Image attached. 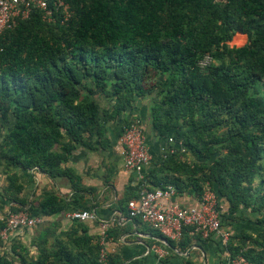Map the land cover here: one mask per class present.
<instances>
[{"label": "trees", "instance_id": "16d2710c", "mask_svg": "<svg viewBox=\"0 0 264 264\" xmlns=\"http://www.w3.org/2000/svg\"><path fill=\"white\" fill-rule=\"evenodd\" d=\"M62 1L71 12L67 22L59 14L46 23L35 12L0 34V126L7 129L0 162L65 178L75 192L69 200L48 194L37 206H28L18 197L23 186L11 174L4 191L20 203L11 211L45 218L91 211L80 177L65 164L74 147L90 139L105 149L108 123L122 122L119 138L138 119L132 113L140 98L149 101L157 141L172 138L181 148L165 158L151 152L150 169L118 201L119 212L127 215V202L143 188L171 185L178 195L196 200L206 187L214 191L221 227L241 207L262 213L264 0ZM236 33L234 44H242L243 35L247 43L229 47ZM206 56L212 60L201 68ZM185 155L192 160H182ZM72 222L64 240H56L52 251L41 250L34 260L27 259V248L15 237L8 246L21 264H101L99 236L90 235L85 222ZM256 222L264 225V213ZM47 234H40V245ZM117 234L111 228L107 239ZM151 234L162 238L153 230ZM195 239L203 240L185 228L178 242L168 240L169 248L154 242L185 253ZM222 250L250 264H264V232L231 236ZM107 260L113 261L111 256ZM0 264L12 262L0 256ZM184 264L195 263L186 258Z\"/></svg>", "mask_w": 264, "mask_h": 264}, {"label": "crops", "instance_id": "0c3cea01", "mask_svg": "<svg viewBox=\"0 0 264 264\" xmlns=\"http://www.w3.org/2000/svg\"><path fill=\"white\" fill-rule=\"evenodd\" d=\"M243 36V43L246 44L247 37ZM147 101V99L136 98L132 114L133 117L137 116L136 118L141 121L145 130L146 124H149L150 132L148 131L146 136L150 152L160 154L169 144L167 140L157 141L154 137ZM111 123L112 125L121 123L122 126L120 121ZM110 132L108 137L110 142L105 149L100 147L98 141L75 146L65 164V167L72 169L80 177L78 184L86 189L81 194L84 195V200L87 201L91 211L96 214L98 221H109L114 218L119 213L118 201L123 199L125 192L131 185L137 184L135 175L124 168L123 152L118 144L120 130L117 133ZM11 174H16L18 183L23 186L18 197L25 200L28 206H37L41 198L48 194L69 200L75 192L65 178L51 179L36 168L7 167L0 162V214L11 211L12 207L20 206L19 202L17 204L12 201L9 198L10 195L4 191L8 185L7 176ZM174 201L182 206H191L197 200L188 194H182L177 195ZM98 221L85 222L90 235L97 236L99 234ZM111 228H116L119 235L107 239L105 250L107 257L111 256L113 261L106 260L105 264H117L118 262L119 264H184L186 258L195 264H219L220 260H225V251L222 250L225 245L220 234L225 233L229 234L230 237L232 236L230 232L221 227L219 234L212 235L205 241L204 239L202 241L195 239L185 253L175 249L167 257L158 259L151 249L156 240L152 236L150 228L145 224L140 221L128 220L122 226H112ZM24 232L27 231L19 232L14 237L17 239Z\"/></svg>", "mask_w": 264, "mask_h": 264}, {"label": "built area", "instance_id": "2783aa9c", "mask_svg": "<svg viewBox=\"0 0 264 264\" xmlns=\"http://www.w3.org/2000/svg\"><path fill=\"white\" fill-rule=\"evenodd\" d=\"M35 12L40 13L41 19L46 23L55 22L59 14L62 23L67 22L71 17L69 6L62 0H0V34L15 28L19 22L29 19ZM167 142L169 146L160 153L164 158L167 153L173 154L176 148H181V143H176L172 138H168ZM118 144L123 152L124 168L135 175L137 184L140 183L153 160L146 130L141 121L135 119L125 126L118 138ZM181 151L185 152L183 148ZM177 195L175 188L171 185L151 191L143 188L137 198L127 202V215L119 212L109 221H98L96 214L87 210L65 212L64 216L71 222H99L101 264H105L107 260L105 244L108 230L112 226H122L128 220H138L157 232L162 238H155V240L160 241L167 248L169 245L162 241L178 242L185 228H192L193 233L198 234L202 239H208L220 233L221 208L214 191L206 187L200 198L191 206H182L174 201ZM45 221V217L31 216L26 211H9L0 214V242L9 244L17 233L32 230ZM220 235H222L223 244L226 245L230 235L225 233ZM151 249L158 259L167 257L173 250L170 249V252L169 249L156 243ZM224 258L225 264H250L244 257L240 255L232 257L227 251L224 252Z\"/></svg>", "mask_w": 264, "mask_h": 264}, {"label": "rangeland", "instance_id": "374dc122", "mask_svg": "<svg viewBox=\"0 0 264 264\" xmlns=\"http://www.w3.org/2000/svg\"><path fill=\"white\" fill-rule=\"evenodd\" d=\"M219 2L225 1V0H218ZM239 33H236L232 40L228 43L229 47H242L245 45V43H242V39L239 38L236 43L240 45H236L233 43V39L235 36H237ZM209 59H208V58ZM207 58V59H206ZM211 57L206 56L201 62H200V67L205 68L210 62H211ZM148 106H149V101H147ZM150 120V119H149ZM107 136L109 137V134H111L110 131L117 133L120 130L121 123H108L107 125ZM150 127L149 124H146V134H148V131L150 132ZM6 128L0 126V144L1 141L5 138L6 134ZM93 139L88 140V142H92ZM95 150V147H93ZM182 160L186 161H191L192 157L190 155H185L182 156ZM258 181L256 180L252 184V188L255 189L257 186ZM253 193H256L253 191ZM262 213H253L249 209L241 207L240 210L234 215L233 219H224V222L222 224V228L224 230H227L230 232L233 238H236V236H239L242 232H248L255 236L258 232H264V225H259L256 222V219L259 218ZM48 218V217H47ZM46 218V221L42 227L39 228H34L32 230H27V232H24V234L17 238L15 242L24 247L27 248L28 250V260H34L39 256V253L41 250H44L45 253H48L54 249V246L56 244V240H64V232H67L73 224V222L66 220L64 213H58L57 215H54L50 217L49 219ZM48 232L47 237H46V243L40 245V240L38 239L40 234L44 231ZM0 256L5 257L7 260L12 262V264H21L19 262V259L17 258L16 253H12L11 247L3 244L0 242Z\"/></svg>", "mask_w": 264, "mask_h": 264}, {"label": "water", "instance_id": "95a60500", "mask_svg": "<svg viewBox=\"0 0 264 264\" xmlns=\"http://www.w3.org/2000/svg\"><path fill=\"white\" fill-rule=\"evenodd\" d=\"M162 242L165 243L166 245H169V243L167 241H165V240H163Z\"/></svg>", "mask_w": 264, "mask_h": 264}, {"label": "bare ground", "instance_id": "6f19581e", "mask_svg": "<svg viewBox=\"0 0 264 264\" xmlns=\"http://www.w3.org/2000/svg\"><path fill=\"white\" fill-rule=\"evenodd\" d=\"M169 243V242H168Z\"/></svg>", "mask_w": 264, "mask_h": 264}]
</instances>
